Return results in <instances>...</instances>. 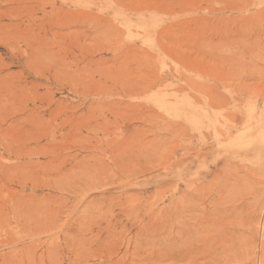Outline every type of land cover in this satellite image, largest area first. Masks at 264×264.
Masks as SVG:
<instances>
[{
    "label": "rangeland",
    "instance_id": "obj_1",
    "mask_svg": "<svg viewBox=\"0 0 264 264\" xmlns=\"http://www.w3.org/2000/svg\"><path fill=\"white\" fill-rule=\"evenodd\" d=\"M251 1L0 0V264H264ZM224 77L258 107L218 135L246 114L191 103Z\"/></svg>",
    "mask_w": 264,
    "mask_h": 264
},
{
    "label": "bare ground",
    "instance_id": "obj_2",
    "mask_svg": "<svg viewBox=\"0 0 264 264\" xmlns=\"http://www.w3.org/2000/svg\"><path fill=\"white\" fill-rule=\"evenodd\" d=\"M263 1L264 0H252L249 4H247L248 6L247 5H240L237 3L236 9L240 12H249V10L251 8L255 7L259 11L258 16L264 18V2ZM258 16H254L253 18H257ZM262 48H264V45L262 46ZM218 84H219L220 88H223V92L220 91L218 88H217L216 92L203 88L202 98L198 101H196V98H193V101L191 103L192 104L191 105V113H199L200 115H202L203 119H205V122H207V127L215 126L216 129H219V124L221 123L220 121H221L222 116L224 114L227 115L226 113H228L230 110L233 112L232 116L239 115V114H246L247 118L243 117L240 120L235 119L230 124H228L229 126L227 127V129L224 128L221 132L218 131L219 132L218 135H220V133H223V132L228 135L231 131L239 129L240 128L239 126H243V127H247V128L251 127L252 124L254 123V120H255L254 114L256 111L254 108L258 107L257 102L254 106L250 107V110L246 109L245 105H243L241 97L238 94H235L232 97H229L228 95H226V93L229 94L228 88L232 89V85H236L235 82L233 81V79H231V78L228 79V78L224 77V78L220 79ZM234 91H236L235 86H234ZM198 108L200 110H196ZM261 126H263V127H261L260 129L264 130V125L261 124ZM190 128L192 131L195 130L194 125H191ZM205 133L206 132H203V135L205 137H208V133L207 134H205ZM216 141H219V140H216ZM216 178H217V175H216ZM180 182H181V178L177 174V176L175 178V183H174V186L176 188V190L174 191L175 194H176L177 190H179V188H180V186H179ZM173 204L176 207L178 206L175 209V210H177L180 207L181 203L178 199H175ZM263 234H264V205L261 209V215L259 217V220L257 221V235L259 236V238H258L259 240L257 243L258 248L260 246V239L263 236Z\"/></svg>",
    "mask_w": 264,
    "mask_h": 264
}]
</instances>
